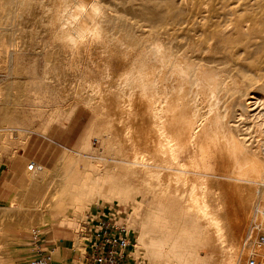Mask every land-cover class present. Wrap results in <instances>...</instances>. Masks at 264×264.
Returning <instances> with one entry per match:
<instances>
[{"label": "bare ground", "instance_id": "obj_1", "mask_svg": "<svg viewBox=\"0 0 264 264\" xmlns=\"http://www.w3.org/2000/svg\"><path fill=\"white\" fill-rule=\"evenodd\" d=\"M54 3L51 35L70 56L73 69L83 67L88 72L80 73L84 87L92 92L90 101L110 115L113 140L125 151L124 159L115 162L130 168L127 173L134 171L167 189L173 210L183 204L193 212L202 224L199 229H206L202 235L211 237L215 251L221 250V264H245L252 253L261 250L255 238L258 232L264 233V151L249 148L241 128L249 119L246 113L260 104L262 113L246 127L250 138L264 137V0ZM126 19L142 23L152 36L129 32L135 39L123 47L114 45L111 26L119 20L124 24ZM113 58V67L119 69L116 76L111 73ZM231 88L257 93L251 97L248 92L251 98L239 101L242 104L236 113L237 105L232 104L238 100L233 98L229 105L227 98L224 113L220 110L222 91ZM199 103L207 108L205 114L198 110ZM106 105L114 107L113 113ZM236 116L244 118L237 121L240 127L232 122ZM75 180L72 177L55 186L61 190L53 205L40 200L45 186L33 180L35 190L26 207H20L16 217L10 213L0 216L35 225L45 214L64 212L62 204L71 198L66 189ZM249 232L252 237L247 240Z\"/></svg>", "mask_w": 264, "mask_h": 264}, {"label": "rangeland", "instance_id": "obj_2", "mask_svg": "<svg viewBox=\"0 0 264 264\" xmlns=\"http://www.w3.org/2000/svg\"><path fill=\"white\" fill-rule=\"evenodd\" d=\"M54 9V0H0V197L2 194L4 199L0 214L10 213L16 217L21 208L26 207L35 190L31 184L33 180L45 186L40 200H45L47 205H53L58 198L61 190L55 188L58 183L72 177L76 180L66 189L71 198L61 203L64 212L60 209L45 214L35 225L0 216V264H21L30 232L45 224H48L46 231L50 235L46 237L54 240L57 246L55 264H85L80 257H73L69 263L68 250L82 245L77 232L81 220L89 212H117L126 218L134 237L135 245L131 249L134 264H221V250L215 251L211 237L206 236L209 237L206 240L202 235L206 229H199L202 224L196 215H191L193 212L189 213L183 204L179 207L182 209L173 210L169 206L167 189L139 173H127L130 168L116 163L124 159L125 151L113 140L110 115L102 105L99 107L90 101L92 92L81 80L85 69L74 70L70 56L61 51L52 37L50 20ZM127 20L124 24L119 20L111 26L112 42L116 46L123 47L124 42L129 44L130 38L135 39L130 35H148L142 23ZM115 32L120 37L115 36ZM114 60L110 65L111 73L116 76L119 69L113 67ZM252 91L237 88L222 91L226 95H222L220 110L227 112L228 102L231 105L235 98L237 104L233 102L232 106H237L232 111L236 113L241 102L255 97L257 91ZM226 99L228 102L224 104ZM198 105L200 113L205 110V114V105ZM259 105L252 107L254 111L248 110L249 119L243 121L240 117L239 122L245 123L242 122V126L237 122L239 116L233 117L232 122L241 126L248 137L243 138L249 142V148L261 147L260 151H264V137L250 138L247 135L249 127H246L257 121L258 113H262ZM111 108L110 114L114 110ZM33 162L38 165L37 172L29 171ZM218 176L215 181L219 184ZM11 205L14 208H10ZM186 210L188 213L184 215ZM248 234L247 240L252 237Z\"/></svg>", "mask_w": 264, "mask_h": 264}, {"label": "built area", "instance_id": "obj_3", "mask_svg": "<svg viewBox=\"0 0 264 264\" xmlns=\"http://www.w3.org/2000/svg\"><path fill=\"white\" fill-rule=\"evenodd\" d=\"M37 166L33 162L29 168ZM125 219L117 212H89L84 215L77 232L82 245L73 248L85 264H134L131 257L134 237ZM47 226L32 229L21 264H55V248L47 241ZM255 239L261 250L252 253L245 264H264V233L258 232Z\"/></svg>", "mask_w": 264, "mask_h": 264}, {"label": "crops", "instance_id": "obj_4", "mask_svg": "<svg viewBox=\"0 0 264 264\" xmlns=\"http://www.w3.org/2000/svg\"><path fill=\"white\" fill-rule=\"evenodd\" d=\"M11 180H13V178L11 179ZM10 180V181H11ZM1 197H2V194H1ZM3 198V197H2ZM3 201H4V199H2ZM48 235V234H47ZM49 237H50V235H48ZM59 240H60V242L61 243H63V240H61L60 238H59ZM72 240H74V238H72ZM47 241L55 248V252H56V250H57V246H56V243L54 242V240H50V238H47ZM68 255L70 256V259L68 260V262L69 263H71V259L74 257V258H76V257H79L80 255H79V253L77 252V251H75V249L74 248H72V249H69L68 250ZM55 263V262H54Z\"/></svg>", "mask_w": 264, "mask_h": 264}]
</instances>
